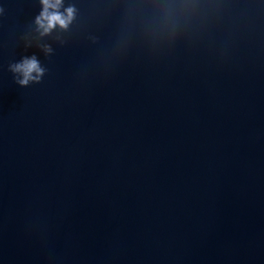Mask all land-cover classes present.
Returning a JSON list of instances; mask_svg holds the SVG:
<instances>
[{"label": "water", "instance_id": "95a60500", "mask_svg": "<svg viewBox=\"0 0 264 264\" xmlns=\"http://www.w3.org/2000/svg\"><path fill=\"white\" fill-rule=\"evenodd\" d=\"M70 7L0 0V264H264V0Z\"/></svg>", "mask_w": 264, "mask_h": 264}, {"label": "clouds", "instance_id": "9594fccd", "mask_svg": "<svg viewBox=\"0 0 264 264\" xmlns=\"http://www.w3.org/2000/svg\"><path fill=\"white\" fill-rule=\"evenodd\" d=\"M60 2L61 0H55L54 3H50L49 0H41L44 10L41 12L40 16L37 17L36 24L43 30L42 34H47L56 26L62 29L67 28L68 24L71 22L74 11L71 7L66 10L64 15L55 11L51 14L48 12L49 8L56 9L60 5ZM11 70L14 73L20 74L22 77L17 81L22 87L27 86L29 82L39 83L44 71L35 57L22 60L20 63L13 65Z\"/></svg>", "mask_w": 264, "mask_h": 264}]
</instances>
